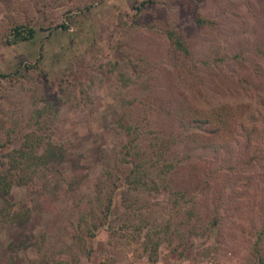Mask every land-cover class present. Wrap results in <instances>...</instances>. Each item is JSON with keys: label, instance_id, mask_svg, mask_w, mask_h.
Masks as SVG:
<instances>
[{"label": "rangeland", "instance_id": "rangeland-1", "mask_svg": "<svg viewBox=\"0 0 264 264\" xmlns=\"http://www.w3.org/2000/svg\"><path fill=\"white\" fill-rule=\"evenodd\" d=\"M197 16L207 21L197 23ZM61 22L67 27H55ZM17 23L32 26L33 36L9 44ZM0 72L8 73L0 76V161L29 127L67 153L54 199L36 204L21 228L0 224V264L6 243L25 234L30 240L14 253L18 262L52 254L58 264H259L264 0H0ZM240 102L246 125L256 126V148L236 127L217 134L224 146L216 152L189 142L190 119ZM248 111L256 113L253 123ZM126 124L135 125L159 189H137L122 200L113 192L111 227L99 224L90 235L87 221L104 222L111 184L103 171L119 162L131 135ZM157 150L175 170L153 169ZM196 176L200 184L189 180ZM7 196L18 203L27 188L14 184ZM147 231L159 240L152 259Z\"/></svg>", "mask_w": 264, "mask_h": 264}, {"label": "trees", "instance_id": "trees-1", "mask_svg": "<svg viewBox=\"0 0 264 264\" xmlns=\"http://www.w3.org/2000/svg\"><path fill=\"white\" fill-rule=\"evenodd\" d=\"M89 6L90 4L88 3L85 8ZM195 21L197 23H204L207 19L197 16ZM55 27L66 28L67 25L61 22L55 25ZM33 32L34 28L32 26L25 23H17L10 27L5 41L11 44L26 40L33 36ZM167 35L172 38V42L176 47L184 51L187 50L182 40L175 35L174 31L169 30ZM26 66L27 65H25V67ZM7 75L8 73L0 72L1 77ZM243 104L245 103L240 102L235 106L229 103H221L210 110V112L190 119L188 125L191 121H195V123L190 124V127H193V129L197 131L195 132V130H193L191 132L189 142H194V144L200 148L209 147L216 152L224 146L223 141H217V134L221 133L223 130H233V127H236L244 134L246 141L250 143L253 141V145L256 148L258 146L257 138L254 140L256 126L252 124L248 127L246 125L245 116L239 114L242 111ZM246 117H249L252 123L257 119L254 111H248ZM198 122L207 123L209 129L201 131L202 125ZM134 126L135 125L132 124L123 125L126 132L131 133V135L127 137L120 148L121 155L118 164L115 167H111V169H105L103 171L106 178H109V183L111 184L106 195V213H104L103 216L104 222L101 220H97L96 222L87 221L88 226H90V235L94 234V229L99 226V224L104 223L111 227L112 224L107 221V218L112 209L111 205L114 199L113 192L117 191L119 195H122V200L131 197L132 191H136L137 189H159V184L154 180L155 178L150 175L152 170L150 171V169L145 167L147 159L151 157H146L144 155V148L135 141L137 136L135 131L132 130L135 128ZM38 127L39 125H37V128ZM198 130L201 132L210 131V133L212 132V134L214 133L216 135L212 136L210 133H204L205 135L201 137ZM15 138V142L2 153L3 159L0 161V224L21 228L30 219L32 209L36 204L37 207L40 202L47 204L49 199H54L57 193L56 190L59 189V181L65 178L63 172H67L60 168L67 157V153L61 143L52 141L39 133L36 127H29L26 131L21 133V135L11 140ZM2 146L3 143L0 142V147ZM155 152H153L155 157L151 161V165L154 167L153 169L156 168V170L163 173L176 169L174 162L165 160L163 156L159 157V155L162 154L160 150ZM248 158L254 159V153L251 152ZM112 173L114 176L111 178ZM66 174L70 175V173ZM192 178L193 179L189 178L191 183L198 184L199 182L200 184L201 177L199 178V176H196ZM202 179H204V177H202ZM14 184L26 186L27 188V197H24L18 203L11 202L7 196L10 188ZM168 184L169 181L167 179L166 183L162 184V186H167ZM172 191L173 190H171V192ZM185 192V189L178 191L181 196L186 194ZM30 202L33 203V206H31ZM188 210L191 211V209ZM188 213L190 214V212ZM212 220V223H214L215 220ZM29 240L30 237L28 234H25L18 240L8 241L5 245V250L8 252V255L3 264H58L59 260L56 261L55 258L51 257L52 254L46 255V258H44L45 255L42 254L36 261L27 257V262H18L14 253L25 249ZM158 243L159 240L157 238L154 240L151 239L148 231L145 233V245L148 249L149 258H154L152 256L156 251ZM37 249L39 248L37 247ZM258 260L259 264H264V254L260 255Z\"/></svg>", "mask_w": 264, "mask_h": 264}]
</instances>
